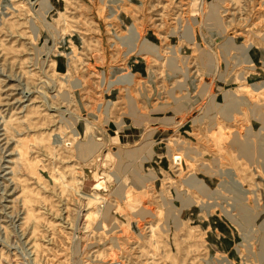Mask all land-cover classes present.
Returning <instances> with one entry per match:
<instances>
[{"label": "rangeland", "instance_id": "1", "mask_svg": "<svg viewBox=\"0 0 264 264\" xmlns=\"http://www.w3.org/2000/svg\"><path fill=\"white\" fill-rule=\"evenodd\" d=\"M0 264H264V0H0Z\"/></svg>", "mask_w": 264, "mask_h": 264}]
</instances>
